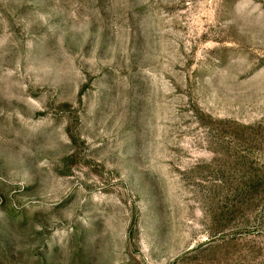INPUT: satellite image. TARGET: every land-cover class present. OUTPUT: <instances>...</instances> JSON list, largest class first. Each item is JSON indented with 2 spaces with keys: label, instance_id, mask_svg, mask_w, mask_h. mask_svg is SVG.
Returning a JSON list of instances; mask_svg holds the SVG:
<instances>
[{
  "label": "rangeland",
  "instance_id": "1",
  "mask_svg": "<svg viewBox=\"0 0 264 264\" xmlns=\"http://www.w3.org/2000/svg\"><path fill=\"white\" fill-rule=\"evenodd\" d=\"M0 264H264V0H0Z\"/></svg>",
  "mask_w": 264,
  "mask_h": 264
}]
</instances>
